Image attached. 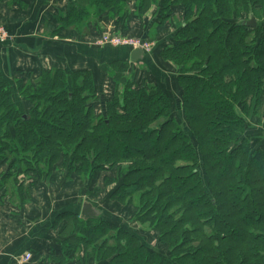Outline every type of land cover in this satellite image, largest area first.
<instances>
[{
	"label": "trees",
	"instance_id": "16d2710c",
	"mask_svg": "<svg viewBox=\"0 0 264 264\" xmlns=\"http://www.w3.org/2000/svg\"><path fill=\"white\" fill-rule=\"evenodd\" d=\"M153 9L148 36L161 37V57L179 67V108L161 83L127 73L126 61L111 66L116 91L100 114L90 69L17 80L0 68V137H13L21 159L44 173L61 160L94 175L127 163L120 181L108 175L105 184L118 183L112 198H136L169 254L125 223L68 214L82 239L107 235L99 245L82 240L96 264H264V141L251 138L243 116L264 100V24L247 27L243 14L259 19L264 0H80L60 18L83 26L109 13L125 33L131 16ZM76 250L61 248L59 263Z\"/></svg>",
	"mask_w": 264,
	"mask_h": 264
},
{
	"label": "crops",
	"instance_id": "0c3cea01",
	"mask_svg": "<svg viewBox=\"0 0 264 264\" xmlns=\"http://www.w3.org/2000/svg\"><path fill=\"white\" fill-rule=\"evenodd\" d=\"M76 1L0 0V25L11 33V39L0 44V68L11 79H21L27 72L38 73L54 68L90 69L97 77L98 94L109 97L115 89L114 83L112 89L108 85L110 80L113 82L111 66L116 61H126L130 68L140 73L141 77L137 76L139 81L152 77L161 84L165 83L164 88L170 92L173 86L178 87L176 69L163 60L157 43L144 62L132 63L131 49L97 45L99 35L103 31H113L115 21L103 18L100 24H95L96 29L91 24L82 33L62 26L59 17L65 15L68 6ZM151 12L139 19L132 16L125 33L148 36L147 29L155 21ZM166 28L168 35L174 31L169 25ZM116 30L123 33V25ZM104 101L102 99L99 104L100 108L95 107L96 114L103 112L107 102ZM180 103L181 96H175L178 108ZM75 188L60 173H52L49 182L45 180L30 185L19 196L5 193L0 185V264H60L58 246L68 238L65 236L67 216L74 213L81 217L84 202L80 204V195ZM119 218L123 219L122 216ZM27 253L32 254V259L24 261ZM63 264L81 263L69 257Z\"/></svg>",
	"mask_w": 264,
	"mask_h": 264
},
{
	"label": "rangeland",
	"instance_id": "374dc122",
	"mask_svg": "<svg viewBox=\"0 0 264 264\" xmlns=\"http://www.w3.org/2000/svg\"><path fill=\"white\" fill-rule=\"evenodd\" d=\"M78 1L80 0H77L76 2ZM154 10L155 9H153L151 14H153L154 17L156 18L158 13H156L155 12L156 10L155 11ZM109 17H110L109 13H104L100 16H91L89 20L86 19V21H84L83 26L67 25L66 22L62 20L60 17H59V22L64 27L75 28L78 30V32L82 33V32H86L88 28L91 27V24H93L92 26H94L96 29L95 24L98 25L100 24L101 19L103 18L110 19ZM249 18H250L249 15L243 14L244 20H248ZM257 20H258V24H261V25L264 24V11H262V15ZM0 27H3L6 30H8L3 25H0ZM150 27H148L147 29L148 34L150 32V29L152 28ZM113 31H117L115 27H113ZM106 32H110V31H105V32L103 31L99 35L97 45H100L101 37ZM9 35L11 39L10 31H9ZM147 37L151 39V37L149 36ZM154 41H156L160 49V47L162 46L161 45L162 39L158 40V37H157ZM163 60L166 63H169L170 65H172L174 69H176L175 76L179 75V71H178L179 67H176L174 63L168 60H165L164 58ZM116 68H117V65L115 66V69ZM127 73H130V75H134V76L136 74V76L141 77L140 73H138V71L134 70L133 68H129ZM16 79L18 80V78ZM37 79L34 81V78H33V80L31 79L30 81L34 83V82H37ZM95 80H96V85H97L96 89L98 91L97 77ZM137 80H138V77H137ZM172 81L174 83V79ZM140 82H143V83L148 82V84L160 83L152 77L150 78L146 77L143 81L140 78ZM26 83L28 82L25 81V84ZM113 83H114L115 89L113 91V94L110 95L109 97L107 95L106 97H103V94L99 95L97 92V99L95 100V103H94V105L97 106V108H100L99 104L102 102V99L105 101H109L111 99V96L113 97V95L115 94V91H116L115 79H113V82H111L110 80L108 85L112 89ZM164 84L165 83L162 84L163 88L165 87ZM177 84H178V81H177ZM169 94L171 96H174V98L175 96H180V86L178 85V87H175V88L173 86ZM22 105L24 106V108L22 107V110L25 113H28L29 108L31 107V105H29V102L24 101ZM243 116L247 123L248 134L251 136V138L253 140L258 139L259 141H264V100L259 106L251 110V114L249 116H245V115ZM22 157L23 155L18 154V150L15 147L13 137H8V136L0 137V165H4L2 168H0V185H3L5 189V193H8L13 196H19L20 194H23L24 192H26L28 188L30 187V185L35 184L39 181H45V180L49 182L51 179L52 173L53 174L60 173L62 176H64V178L66 179L68 183L76 187L75 191L79 192L80 199H81L80 204H82V202L86 200H90L94 202L98 206V208L100 207L105 211V213L103 211L104 213L103 218H107L108 220H113L119 223L120 222L125 223L126 226L132 227L133 230L135 229L140 235H142L144 241L147 242L151 247L152 246L153 248L155 247L158 252L164 255L169 254V249L165 245L160 244L157 231L154 230L147 223L149 219L144 218V221H142L139 218L138 214L140 212L142 214H145V212L142 211V208L140 209L137 208L138 201L136 200V198L133 201V205H128L126 200H122V199L117 200V198H112L111 195H113V192L116 190L118 183L109 184V185L105 184V177L108 175H112V177L114 178L116 177V179H118L119 181L123 178L122 169L126 167L127 165L126 162L120 163L119 165L117 164L114 170L110 169L111 171L110 170L107 171L105 169V170L100 171L98 175H94L92 174V171H91L92 169L90 171L88 169L83 170L82 168H84V165H70V162H66L65 164L64 161H63L64 163L63 164L61 160L60 162H58L57 165H54V168L52 169L50 173L49 172L44 173L43 171L44 165L37 164L36 160L35 161L32 160L30 162L22 160L21 159ZM106 167L108 166L106 165ZM135 194H138V193L136 192ZM79 211L80 209L78 210V212ZM121 216L123 217V219L119 218ZM83 219H86V218H83ZM79 225L80 224L78 220H72L67 216L65 236L68 238L62 243V246L60 245L61 243L59 244L58 249L60 252H61V248L63 249L64 252H68L70 248L76 247L77 250L72 255H70L71 257L79 260L81 264H85L87 262L88 264L90 263L96 264L95 259L94 257H92L91 252H90L93 246L92 247L90 246V248L86 250L87 252H85L84 249L86 246H85V242L82 240L89 239L90 242H92V238H93L95 241L93 245H99L105 242V240L107 239V235H103L102 237H98V239H95V236H90V235H87L85 232H83L85 239H82L81 237H79L80 233H78L80 230L75 229ZM82 225L83 227H88V225H90L92 228L95 227L94 224H89V223L82 224ZM110 234L111 232H109L108 235ZM75 235H78V236H75ZM62 254L63 253L61 252L60 257H62ZM60 259L61 258H59V260Z\"/></svg>",
	"mask_w": 264,
	"mask_h": 264
},
{
	"label": "built area",
	"instance_id": "2783aa9c",
	"mask_svg": "<svg viewBox=\"0 0 264 264\" xmlns=\"http://www.w3.org/2000/svg\"><path fill=\"white\" fill-rule=\"evenodd\" d=\"M10 39L9 31L3 27H0V43H5ZM112 45V46H128L132 48H142L146 52H152L155 47L153 41L143 38L129 35H122L115 32H106L102 35L100 45ZM24 261L32 259V254L27 253L23 257Z\"/></svg>",
	"mask_w": 264,
	"mask_h": 264
},
{
	"label": "water",
	"instance_id": "95a60500",
	"mask_svg": "<svg viewBox=\"0 0 264 264\" xmlns=\"http://www.w3.org/2000/svg\"><path fill=\"white\" fill-rule=\"evenodd\" d=\"M50 1V0H46ZM244 24L247 27L255 28L257 26V19L255 16H251L250 19L246 20ZM146 54L142 48H135L132 50L130 61L132 63L144 62ZM82 217H101L103 211L96 207L91 201H84L80 211Z\"/></svg>",
	"mask_w": 264,
	"mask_h": 264
}]
</instances>
